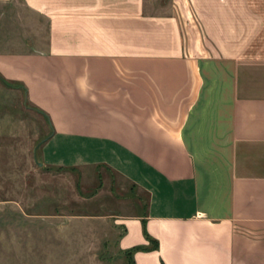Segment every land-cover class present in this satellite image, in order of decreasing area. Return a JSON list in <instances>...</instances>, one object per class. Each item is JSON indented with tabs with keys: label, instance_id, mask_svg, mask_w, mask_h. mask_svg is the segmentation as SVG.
Here are the masks:
<instances>
[{
	"label": "crops",
	"instance_id": "crops-1",
	"mask_svg": "<svg viewBox=\"0 0 264 264\" xmlns=\"http://www.w3.org/2000/svg\"><path fill=\"white\" fill-rule=\"evenodd\" d=\"M35 153L107 170L133 264H264V0H0V165Z\"/></svg>",
	"mask_w": 264,
	"mask_h": 264
},
{
	"label": "rangeland",
	"instance_id": "rangeland-1",
	"mask_svg": "<svg viewBox=\"0 0 264 264\" xmlns=\"http://www.w3.org/2000/svg\"><path fill=\"white\" fill-rule=\"evenodd\" d=\"M3 165L0 264L129 263L118 244L122 227L112 209L98 205L112 198L95 195L97 176L107 170L90 171L91 185L81 194L79 170L49 171L36 153L29 162Z\"/></svg>",
	"mask_w": 264,
	"mask_h": 264
},
{
	"label": "trees",
	"instance_id": "trees-1",
	"mask_svg": "<svg viewBox=\"0 0 264 264\" xmlns=\"http://www.w3.org/2000/svg\"><path fill=\"white\" fill-rule=\"evenodd\" d=\"M156 242V241H155ZM157 244L155 243V246H156ZM138 248H143V247H141V246H134V247H131V248H128V249H125L124 250V254H125V256L129 259V263L128 264H133V257H132V254H133V252L136 250V249H138Z\"/></svg>",
	"mask_w": 264,
	"mask_h": 264
}]
</instances>
